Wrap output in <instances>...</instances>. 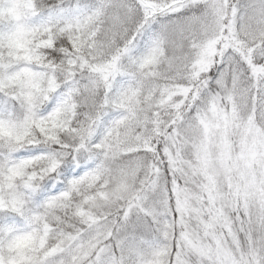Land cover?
I'll return each instance as SVG.
<instances>
[{
	"label": "snow or ice",
	"instance_id": "1",
	"mask_svg": "<svg viewBox=\"0 0 264 264\" xmlns=\"http://www.w3.org/2000/svg\"><path fill=\"white\" fill-rule=\"evenodd\" d=\"M0 264H264V0H0Z\"/></svg>",
	"mask_w": 264,
	"mask_h": 264
}]
</instances>
